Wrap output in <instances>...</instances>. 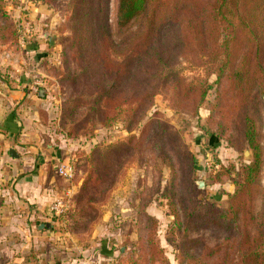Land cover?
<instances>
[{
  "label": "rangeland",
  "instance_id": "374dc122",
  "mask_svg": "<svg viewBox=\"0 0 264 264\" xmlns=\"http://www.w3.org/2000/svg\"><path fill=\"white\" fill-rule=\"evenodd\" d=\"M157 2V24L184 14L182 3L169 4L171 11L168 0ZM118 9L119 0H0V75L28 72L34 63L42 72L35 83L46 100L40 138L53 147L49 164L64 190L63 208L50 223L79 264H216L213 248L224 231L213 218L228 209L237 173L253 160L246 117L262 160L254 210H264V92L252 70L253 76L228 75L220 83L208 70L209 49L194 47L189 56L166 30L163 45L152 49L159 60L142 58L126 73V63H134L126 45L147 23L135 19L120 28ZM105 16L116 46L111 74L91 50L98 36L88 33ZM194 37L188 41L210 43ZM62 163L73 166L71 179L58 172ZM194 191L201 215L179 226L171 195L186 211Z\"/></svg>",
  "mask_w": 264,
  "mask_h": 264
},
{
  "label": "trees",
  "instance_id": "16d2710c",
  "mask_svg": "<svg viewBox=\"0 0 264 264\" xmlns=\"http://www.w3.org/2000/svg\"><path fill=\"white\" fill-rule=\"evenodd\" d=\"M160 1L119 0L117 23L120 28L127 27L135 19H143L147 23L136 34L130 35L132 38L126 45L128 50L126 56L134 63L132 66L126 63V73L133 74L136 70L135 64H138L142 58L155 56L153 61L159 60V51L152 49L160 40L162 31L166 30L183 44L184 52L189 56L196 55L194 47L209 49L213 60L208 70L209 73L217 74V81L220 83H223L228 75L234 79L255 75L254 83L264 92V0H168L165 6L167 9H172L169 4L182 3V7L185 8L182 9L184 14L178 17L177 11L173 12L176 15L165 18L157 24L158 12L156 7L152 6H157V4L153 5L154 2ZM91 14V11L88 12L89 16ZM168 20L171 22L170 25L167 24ZM88 33L89 36H98L97 42H100L94 43L91 50L101 61L105 71L111 74L112 50L116 46L111 41L108 16H105L99 29L90 26ZM193 36H196L194 39L201 36L204 41L210 43L196 45L189 42L188 40ZM158 43L163 45V41ZM197 59L198 57L193 62ZM141 67L143 64L140 65ZM256 67H259V72ZM251 70L253 75L250 73ZM210 86L209 84L200 88L199 102L204 99ZM148 93L150 92H146L145 96ZM104 96H108L106 89L102 97ZM245 138L254 151L253 160L248 164H242L237 173V187L231 196L228 209L223 210L224 214L213 218L214 223L221 226L224 231V240H219L216 248H213L218 255L216 264H264V210L256 215L253 203L262 160L257 132L248 117L245 118ZM171 197L177 216L176 224L181 226V221L186 218L195 219L194 221L199 219L202 203L198 201V191L193 192L191 200L186 204V211H180V205L177 207L178 196L172 194Z\"/></svg>",
  "mask_w": 264,
  "mask_h": 264
},
{
  "label": "crops",
  "instance_id": "0c3cea01",
  "mask_svg": "<svg viewBox=\"0 0 264 264\" xmlns=\"http://www.w3.org/2000/svg\"><path fill=\"white\" fill-rule=\"evenodd\" d=\"M37 67L0 75V264H79L50 223L52 202L64 190L49 164L53 147L40 138L39 107L46 100L35 93L42 74ZM45 223L51 227H42Z\"/></svg>",
  "mask_w": 264,
  "mask_h": 264
},
{
  "label": "built area",
  "instance_id": "2783aa9c",
  "mask_svg": "<svg viewBox=\"0 0 264 264\" xmlns=\"http://www.w3.org/2000/svg\"><path fill=\"white\" fill-rule=\"evenodd\" d=\"M58 172L64 176L67 179H71L74 175V169L73 166L70 163H62L58 167ZM63 203L60 199H58L53 205H52V210L57 214L60 211V208L62 210L63 208Z\"/></svg>",
  "mask_w": 264,
  "mask_h": 264
},
{
  "label": "water",
  "instance_id": "95a60500",
  "mask_svg": "<svg viewBox=\"0 0 264 264\" xmlns=\"http://www.w3.org/2000/svg\"><path fill=\"white\" fill-rule=\"evenodd\" d=\"M10 153H11L12 156L18 157V154H16V150H14V148L10 149ZM198 184H199L200 187H203L205 183L203 181H199ZM45 226L51 227V224L50 223L42 224V227H45Z\"/></svg>",
  "mask_w": 264,
  "mask_h": 264
}]
</instances>
